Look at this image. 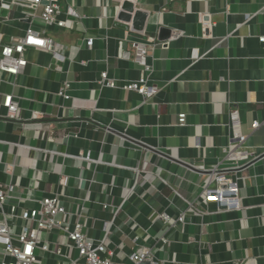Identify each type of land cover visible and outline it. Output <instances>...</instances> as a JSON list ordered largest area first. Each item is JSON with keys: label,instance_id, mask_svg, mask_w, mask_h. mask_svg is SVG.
Returning <instances> with one entry per match:
<instances>
[{"label": "crops", "instance_id": "obj_1", "mask_svg": "<svg viewBox=\"0 0 264 264\" xmlns=\"http://www.w3.org/2000/svg\"><path fill=\"white\" fill-rule=\"evenodd\" d=\"M133 2L148 12L141 32L119 25L117 0H61L66 28L44 25L42 8L33 19L26 7L0 9V56L30 26L63 48L57 61L28 47L22 74L0 70V182L28 207L58 194L118 261L148 248L158 264H264V0ZM161 27L171 38L158 40ZM148 36L159 41L149 46L151 98L122 87L142 76L133 41ZM8 95L16 119L5 117ZM234 110L256 155L239 167L225 157ZM216 166L240 177L238 206L204 200Z\"/></svg>", "mask_w": 264, "mask_h": 264}, {"label": "built area", "instance_id": "obj_2", "mask_svg": "<svg viewBox=\"0 0 264 264\" xmlns=\"http://www.w3.org/2000/svg\"><path fill=\"white\" fill-rule=\"evenodd\" d=\"M0 9H15L17 6L26 7L25 17L33 19L37 10L42 8L40 17L46 26L67 27L66 19L59 18L63 12L61 0H11L9 2L0 0ZM46 2L44 4L43 2ZM12 9V10H13ZM71 17H78L72 8L66 12ZM32 15V16H31ZM0 19L9 20L0 12ZM264 44V36L259 37ZM87 45L92 46L93 37H88ZM156 37L148 36L145 40L136 39L133 41V60L142 69V76L139 80L124 84L122 87L134 90L145 98H151L157 94L158 89L149 85V76L152 72V63L149 59V46L155 45ZM168 45L167 42L160 43ZM28 47H37L48 50L55 60H63V48L55 44L50 38L30 26L25 35L18 36L2 45L0 56V70L12 77L23 73L28 61L25 51ZM102 84L116 86L115 82L108 80L107 73L101 75ZM7 111L6 118H18L19 104L7 96L5 102ZM180 123L185 122V114L179 116ZM255 122L253 127H258ZM230 128L235 145L225 148L226 162L239 167L241 162H249L256 159L254 152L244 147L246 136L241 131L239 112H230ZM216 166L210 173V180L214 186L207 185L203 188L204 200L216 202L218 207L228 208L239 205V181L240 177L234 171L231 174L218 170ZM12 186L9 187L0 182V244L3 245L1 264H128L114 259V251L110 249L104 240H96L88 236L85 224L77 216L67 211L63 200L58 194L44 196L39 200V205L28 207L24 205L26 198L12 200ZM108 208V204H104ZM158 217L171 222V215L167 212L158 213ZM183 221L184 217L179 216ZM20 231L17 232V228ZM110 226L105 223V228ZM132 264H144L154 260L148 248L141 252H134L129 257ZM247 264H256L255 260Z\"/></svg>", "mask_w": 264, "mask_h": 264}, {"label": "water", "instance_id": "obj_3", "mask_svg": "<svg viewBox=\"0 0 264 264\" xmlns=\"http://www.w3.org/2000/svg\"><path fill=\"white\" fill-rule=\"evenodd\" d=\"M7 2L11 0H5ZM120 2V9L118 13V19L127 24H119L126 29H134L136 31H143L145 28V22L148 17V12L142 8L137 7V4L133 0H117ZM46 4V2H43ZM7 14V10L3 12ZM207 20V19H206ZM172 30L170 28L161 27L159 30V41H165L172 36ZM127 47V44H125ZM149 264V262L145 263Z\"/></svg>", "mask_w": 264, "mask_h": 264}]
</instances>
